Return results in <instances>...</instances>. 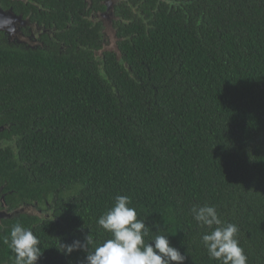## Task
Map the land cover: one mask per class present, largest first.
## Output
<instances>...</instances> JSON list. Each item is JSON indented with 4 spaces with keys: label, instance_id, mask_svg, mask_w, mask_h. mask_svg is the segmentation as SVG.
I'll use <instances>...</instances> for the list:
<instances>
[{
    "label": "trees",
    "instance_id": "obj_1",
    "mask_svg": "<svg viewBox=\"0 0 264 264\" xmlns=\"http://www.w3.org/2000/svg\"><path fill=\"white\" fill-rule=\"evenodd\" d=\"M129 1L116 7L121 59H93L100 35L83 19L66 34L79 49L0 48V179L13 202L52 211L2 217L0 264H14L16 223L39 238L37 264H86L59 248L111 238L97 220L117 195L183 264H221L191 211L204 205L237 226L247 264H264V0Z\"/></svg>",
    "mask_w": 264,
    "mask_h": 264
},
{
    "label": "clouds",
    "instance_id": "obj_2",
    "mask_svg": "<svg viewBox=\"0 0 264 264\" xmlns=\"http://www.w3.org/2000/svg\"><path fill=\"white\" fill-rule=\"evenodd\" d=\"M130 205L129 196L117 195L113 206L98 218L97 224L111 234L103 243L96 244L88 234L83 241L77 239L59 249L65 255L85 250L86 264H183L186 257L171 245L169 236L158 234L146 241L149 228ZM191 211L202 227L211 229L201 237L211 259L221 264H247V256L236 238L235 224H225L211 205L194 206ZM5 243L15 253L14 264H37L42 255L39 238L20 223L12 226Z\"/></svg>",
    "mask_w": 264,
    "mask_h": 264
},
{
    "label": "flooded vegetation",
    "instance_id": "obj_3",
    "mask_svg": "<svg viewBox=\"0 0 264 264\" xmlns=\"http://www.w3.org/2000/svg\"><path fill=\"white\" fill-rule=\"evenodd\" d=\"M107 1L110 0H0V48L8 47L13 55L47 50L50 46H59L63 51L69 44H75L76 49H79L82 42L78 35L70 37L66 34L83 19L90 24L89 30L95 40L97 30L100 35V48L92 50L93 59L102 61L106 50L114 52L121 59L118 47L120 38L116 26L121 16L117 14L116 7L124 2L127 6H133L129 0H114V10L112 14L109 12L108 19L104 15L108 9ZM108 24L113 25V29L108 28ZM9 143L10 140H2L0 147ZM7 184L6 180L2 182L0 179V210L4 209V212L9 213L30 207L32 213L26 214L40 219L52 217L48 200L21 199L13 202L14 190L8 189ZM3 219L5 218H1L0 222Z\"/></svg>",
    "mask_w": 264,
    "mask_h": 264
},
{
    "label": "water",
    "instance_id": "obj_4",
    "mask_svg": "<svg viewBox=\"0 0 264 264\" xmlns=\"http://www.w3.org/2000/svg\"><path fill=\"white\" fill-rule=\"evenodd\" d=\"M107 4H108V9L104 15H106L107 18L110 19L109 12L112 14L113 6H114V0H110L109 2L107 1ZM101 18H102V20L107 21L104 17H101ZM109 27L111 29H113V25L108 24V28ZM21 213H32V212L30 210V207H23L21 209H17V210H14L12 212H9V213H6V212H4V210H2V211H0V218H2V217H13V216L19 215Z\"/></svg>",
    "mask_w": 264,
    "mask_h": 264
}]
</instances>
